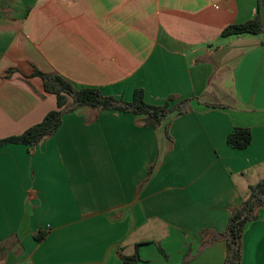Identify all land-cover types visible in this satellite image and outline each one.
<instances>
[{
    "label": "crops",
    "instance_id": "obj_1",
    "mask_svg": "<svg viewBox=\"0 0 264 264\" xmlns=\"http://www.w3.org/2000/svg\"><path fill=\"white\" fill-rule=\"evenodd\" d=\"M256 16L260 34L220 37ZM35 71L186 102L158 128L82 107L35 147L1 146L0 264H122L136 245L139 264H224L232 212L264 177V0H0V140L56 109ZM255 213L241 264H264Z\"/></svg>",
    "mask_w": 264,
    "mask_h": 264
},
{
    "label": "trees",
    "instance_id": "obj_2",
    "mask_svg": "<svg viewBox=\"0 0 264 264\" xmlns=\"http://www.w3.org/2000/svg\"><path fill=\"white\" fill-rule=\"evenodd\" d=\"M262 32V23L256 16L254 19L241 24L226 26L220 33V37H239L244 35H258ZM34 76L43 81V91L52 95L56 101V109L50 111L42 122L18 137L0 140V147L5 144L16 143L35 147L43 139L53 135L61 125L62 117L66 113L73 112L82 107H90L97 112L106 110H117L120 112H132L135 115H145L147 125L158 128L168 114L174 110L179 114L183 112L182 101L176 105H170L175 100L169 97L162 105H149L144 101V94L141 89L134 91L131 102L116 100L111 96H104L98 89L85 87L76 89L66 79L58 75L43 74L38 71ZM251 132L247 128H235L227 137V144L236 150H244L251 143ZM264 179L250 187V195L240 209L232 212V217L225 233L227 244V256L224 264H241V237L245 225L257 219L256 210L264 206ZM45 233L38 232L34 238L41 241ZM130 256H121L122 264H139L137 248Z\"/></svg>",
    "mask_w": 264,
    "mask_h": 264
},
{
    "label": "rangeland",
    "instance_id": "obj_3",
    "mask_svg": "<svg viewBox=\"0 0 264 264\" xmlns=\"http://www.w3.org/2000/svg\"><path fill=\"white\" fill-rule=\"evenodd\" d=\"M262 179H264V177H262Z\"/></svg>",
    "mask_w": 264,
    "mask_h": 264
}]
</instances>
